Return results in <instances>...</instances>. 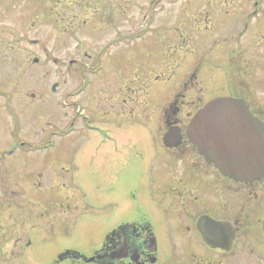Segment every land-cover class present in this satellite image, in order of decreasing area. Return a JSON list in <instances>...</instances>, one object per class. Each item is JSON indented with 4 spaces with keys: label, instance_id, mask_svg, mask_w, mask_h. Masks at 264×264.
I'll list each match as a JSON object with an SVG mask.
<instances>
[{
    "label": "rangeland",
    "instance_id": "374dc122",
    "mask_svg": "<svg viewBox=\"0 0 264 264\" xmlns=\"http://www.w3.org/2000/svg\"><path fill=\"white\" fill-rule=\"evenodd\" d=\"M56 1L0 4V264H45L62 247L98 244L148 196L135 190L170 168L164 113L198 66L188 102L226 95L235 51L243 76L264 79V0H132L140 17L90 9L85 37L71 28L68 0ZM101 19L115 27L94 34ZM48 222L52 231H40Z\"/></svg>",
    "mask_w": 264,
    "mask_h": 264
},
{
    "label": "flooded vegetation",
    "instance_id": "af4514ba",
    "mask_svg": "<svg viewBox=\"0 0 264 264\" xmlns=\"http://www.w3.org/2000/svg\"><path fill=\"white\" fill-rule=\"evenodd\" d=\"M12 1L18 0H0V4ZM79 1L81 6L77 8ZM99 1L71 0L74 3L67 6L65 12L75 18L71 20L74 23V27H71L73 32L77 28V33L86 36L90 9L94 13L108 10L113 16L135 17L142 14V9L137 13L133 8L135 3L132 0H111L107 6L89 9L91 4L95 5L93 2L99 6L102 3ZM53 11L56 13L57 9ZM98 23L92 26L94 34L100 35L115 27L110 19H101ZM129 26H132L131 23ZM259 36L257 34V39ZM78 48L81 46L78 45ZM70 65H73V61ZM238 67L237 63L233 68ZM226 70L225 96L243 99L253 118L264 124V96L257 97L255 94L264 88V79L233 74L230 61L226 64ZM201 71L202 67L198 66L192 78L184 81L182 93L166 110L169 119L161 129V140L168 131H177L179 128L184 133L191 117L204 106L200 98L192 102L186 99L193 86L191 79L197 80ZM178 143L180 146L177 149H166L169 170L160 171L159 178L153 181L149 189L142 185L135 190V193L148 191L149 195L144 200H136V195H133L136 200L133 211L107 224L96 238L100 240L98 244L62 247L57 253L53 252V258L51 256L50 262L45 264H264V180L249 185L236 184L223 178L213 165L207 164L187 137ZM164 179L171 181L165 183ZM58 216H55L54 226L69 230L70 224L61 221ZM216 223H220L219 226ZM48 227L52 231L49 222L40 231ZM209 229L213 230L214 235L218 229L224 235L229 236L231 233V249H217L206 244L201 231ZM53 236L56 238V233L45 239H37L35 236L29 238L24 245L25 251L34 245V238L43 244L44 241L55 240ZM57 241L62 242L61 239ZM1 251L4 252V248Z\"/></svg>",
    "mask_w": 264,
    "mask_h": 264
},
{
    "label": "water",
    "instance_id": "95a60500",
    "mask_svg": "<svg viewBox=\"0 0 264 264\" xmlns=\"http://www.w3.org/2000/svg\"><path fill=\"white\" fill-rule=\"evenodd\" d=\"M187 137L224 177L246 184L264 179V126L253 119L243 100L220 98L210 102L191 121ZM182 138L181 133L172 131L163 141L173 148ZM212 231H201L204 240L229 249L231 234H221L218 229L214 235Z\"/></svg>",
    "mask_w": 264,
    "mask_h": 264
}]
</instances>
